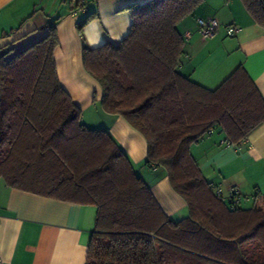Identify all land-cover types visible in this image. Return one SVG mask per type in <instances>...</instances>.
<instances>
[{
    "label": "trees",
    "instance_id": "16d2710c",
    "mask_svg": "<svg viewBox=\"0 0 264 264\" xmlns=\"http://www.w3.org/2000/svg\"><path fill=\"white\" fill-rule=\"evenodd\" d=\"M203 1L132 4L121 42L85 46L83 53L85 69L102 87L104 109L145 136V164L166 168L187 202L181 220L165 213L110 132L82 121L57 71L54 22L42 40L0 56V179L11 188L95 205L86 264H264V194L257 192L249 205L239 191L220 195L191 152L215 128L236 145L264 124V97L244 67L215 90L179 70L185 38L178 25ZM242 2L264 28V0ZM92 16L78 23L80 32Z\"/></svg>",
    "mask_w": 264,
    "mask_h": 264
},
{
    "label": "crops",
    "instance_id": "0c3cea01",
    "mask_svg": "<svg viewBox=\"0 0 264 264\" xmlns=\"http://www.w3.org/2000/svg\"><path fill=\"white\" fill-rule=\"evenodd\" d=\"M77 0H0V56L25 50L49 34L56 24L59 46L57 71L65 90L83 111L82 121L106 129L140 167L144 180L167 215L186 217L185 199L173 188L163 167L144 166L148 143L121 115L102 104L103 90L85 69V46L117 45L130 31L128 7L148 0H89L87 11L76 15ZM93 16L83 26L78 23ZM214 18L219 29L213 38L200 34L199 19ZM239 27L233 35L230 29ZM185 38L179 70L194 83L217 89L238 67L245 68L264 97V28L250 15L242 0H204L178 25ZM215 128L191 152L212 185L227 193L237 187L243 205L264 194V124L239 144L226 141ZM97 207L66 202L7 186L0 179V258L7 264H86L95 230Z\"/></svg>",
    "mask_w": 264,
    "mask_h": 264
},
{
    "label": "built area",
    "instance_id": "2783aa9c",
    "mask_svg": "<svg viewBox=\"0 0 264 264\" xmlns=\"http://www.w3.org/2000/svg\"><path fill=\"white\" fill-rule=\"evenodd\" d=\"M89 0H77V6L73 9V14L76 15L81 12H86L87 11V3ZM199 28H200V34L203 38L205 39H210L213 38L218 29H219V23L216 19L210 18V19H199ZM239 31L238 26H234L232 29H230V33L233 35ZM220 195H222L223 191L221 189H218L217 191ZM238 192L237 187H231L228 191V194L231 195V197H235L234 193ZM230 200H234L233 198ZM235 201V200H234ZM0 264H7L3 259L0 258Z\"/></svg>",
    "mask_w": 264,
    "mask_h": 264
},
{
    "label": "rangeland",
    "instance_id": "374dc122",
    "mask_svg": "<svg viewBox=\"0 0 264 264\" xmlns=\"http://www.w3.org/2000/svg\"><path fill=\"white\" fill-rule=\"evenodd\" d=\"M86 120H87V119H85L84 122H86ZM87 126L91 127V125H89V124H87ZM92 128H93V127H92ZM94 128H95V127H94ZM143 165H144V166H147V165L145 164V162L143 163ZM147 167H148V166H147ZM161 167H162V166H161ZM163 168H164V167H163ZM164 169L166 170V168H164ZM136 172H137L139 175L143 176V173L140 172V167H139V166L136 167ZM166 172H167V170H166ZM143 178H144V177H143ZM263 193H264V190H263ZM173 218H174V217H173ZM175 218H176V217H175ZM175 218H174V219H175ZM182 218H183V217H179L178 220H181Z\"/></svg>",
    "mask_w": 264,
    "mask_h": 264
}]
</instances>
